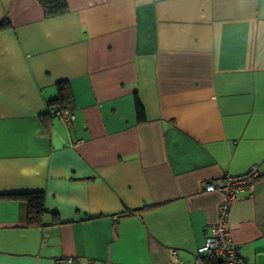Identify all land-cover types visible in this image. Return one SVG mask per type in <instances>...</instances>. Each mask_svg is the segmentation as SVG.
Segmentation results:
<instances>
[{
  "label": "crops",
  "instance_id": "obj_1",
  "mask_svg": "<svg viewBox=\"0 0 264 264\" xmlns=\"http://www.w3.org/2000/svg\"><path fill=\"white\" fill-rule=\"evenodd\" d=\"M68 2L47 18L0 0V194L42 191L47 210L29 227L0 198V264H195L224 198L206 182L255 164L229 218L264 264V0ZM60 81L70 125L48 106Z\"/></svg>",
  "mask_w": 264,
  "mask_h": 264
},
{
  "label": "built area",
  "instance_id": "obj_2",
  "mask_svg": "<svg viewBox=\"0 0 264 264\" xmlns=\"http://www.w3.org/2000/svg\"><path fill=\"white\" fill-rule=\"evenodd\" d=\"M53 115L62 118L67 124L73 122L74 112L68 108H61L54 111ZM261 175L257 164L253 165L246 172L240 175H226L217 179H210L206 182L205 190L221 191L224 198L219 206V220L212 224L211 233L206 238L205 244L199 247L195 257V264H246L238 253L239 249L232 239L230 227V211L235 202L244 190L253 193L256 179ZM175 255V252L173 253ZM61 264L74 263L73 257L59 259Z\"/></svg>",
  "mask_w": 264,
  "mask_h": 264
},
{
  "label": "trees",
  "instance_id": "obj_3",
  "mask_svg": "<svg viewBox=\"0 0 264 264\" xmlns=\"http://www.w3.org/2000/svg\"><path fill=\"white\" fill-rule=\"evenodd\" d=\"M44 13L47 18H54L56 16H61L68 14L69 2L68 0H38ZM11 21L8 19L0 20V31L7 30L12 27ZM57 96L49 99L48 106H50L51 114L55 110L61 108H68L71 112H74V107L71 105L72 102V93L70 91L69 84L66 81H60L57 88ZM135 111L137 114L138 122H144L146 119L145 109L140 102L138 95L135 96ZM70 125V124H69ZM1 199H10V200H20L26 204L27 207V225L30 226H39L42 227L44 224V215H46V202L44 192H16V193H5L0 194ZM149 205L142 209L137 210H125L122 216L125 215H134L138 212H142L143 209L149 208ZM67 259V258H62ZM59 262V261H58ZM60 263V262H59ZM61 264V263H60Z\"/></svg>",
  "mask_w": 264,
  "mask_h": 264
}]
</instances>
